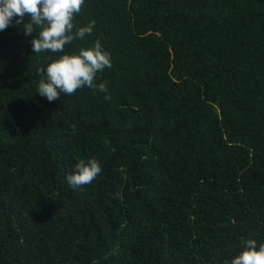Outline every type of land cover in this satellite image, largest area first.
<instances>
[{
    "label": "trees",
    "instance_id": "obj_1",
    "mask_svg": "<svg viewBox=\"0 0 264 264\" xmlns=\"http://www.w3.org/2000/svg\"><path fill=\"white\" fill-rule=\"evenodd\" d=\"M93 20L65 52L101 42L110 99L49 102L37 70L62 53L0 31V264H223L264 243V0H85L73 22ZM89 157L100 174L71 188Z\"/></svg>",
    "mask_w": 264,
    "mask_h": 264
},
{
    "label": "clouds",
    "instance_id": "obj_2",
    "mask_svg": "<svg viewBox=\"0 0 264 264\" xmlns=\"http://www.w3.org/2000/svg\"><path fill=\"white\" fill-rule=\"evenodd\" d=\"M84 3L85 0H0V31L15 21L16 25H22L25 35L31 36L39 30L31 41L34 53H62L37 70L40 79L36 92L49 102L62 93L72 96L84 87L98 89L106 94L105 99H110L107 82L95 83L97 73L112 66L111 54L104 50L101 42L96 40L92 47L65 52L66 45L77 38L83 40L86 34L93 32L94 20L85 26L73 22ZM25 17L28 18L26 23ZM101 170L95 157L80 159L66 179L71 188L80 189L91 184ZM223 264H264V243L242 238V250Z\"/></svg>",
    "mask_w": 264,
    "mask_h": 264
}]
</instances>
